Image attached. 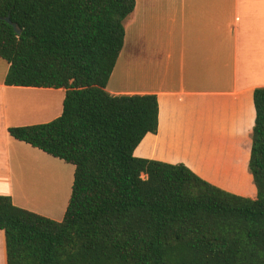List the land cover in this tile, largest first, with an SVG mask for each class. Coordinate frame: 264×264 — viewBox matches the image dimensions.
Returning <instances> with one entry per match:
<instances>
[{
  "label": "trees",
  "instance_id": "trees-1",
  "mask_svg": "<svg viewBox=\"0 0 264 264\" xmlns=\"http://www.w3.org/2000/svg\"><path fill=\"white\" fill-rule=\"evenodd\" d=\"M135 9L136 0H0L6 85L66 92L61 117L10 135L75 168L62 221L0 196L8 264H264V88L254 95L256 200L184 164L135 157L159 131L158 97L107 91Z\"/></svg>",
  "mask_w": 264,
  "mask_h": 264
},
{
  "label": "crops",
  "instance_id": "crops-1",
  "mask_svg": "<svg viewBox=\"0 0 264 264\" xmlns=\"http://www.w3.org/2000/svg\"><path fill=\"white\" fill-rule=\"evenodd\" d=\"M125 29L107 91L156 95L160 105L159 131L135 157L184 164L223 191L256 200L249 165L254 95L264 88V0H136ZM9 69L0 58V196L62 221L75 168L17 141L10 129L55 121L66 92L7 86ZM0 264H8L3 231Z\"/></svg>",
  "mask_w": 264,
  "mask_h": 264
},
{
  "label": "water",
  "instance_id": "water-1",
  "mask_svg": "<svg viewBox=\"0 0 264 264\" xmlns=\"http://www.w3.org/2000/svg\"><path fill=\"white\" fill-rule=\"evenodd\" d=\"M7 22H8L10 25H12V26L15 28V30H16L19 34H21V31L18 29L17 25H16V24H13V23L11 22L10 18H7Z\"/></svg>",
  "mask_w": 264,
  "mask_h": 264
},
{
  "label": "rangeland",
  "instance_id": "rangeland-1",
  "mask_svg": "<svg viewBox=\"0 0 264 264\" xmlns=\"http://www.w3.org/2000/svg\"><path fill=\"white\" fill-rule=\"evenodd\" d=\"M70 166V165H69ZM57 172L56 173H58L59 171L57 170V169H55ZM73 180H74V176H73ZM50 181V183H53V184H55V182H54V180L52 179V180H49ZM67 181H69V179H67ZM35 201H37L36 199H35Z\"/></svg>",
  "mask_w": 264,
  "mask_h": 264
}]
</instances>
